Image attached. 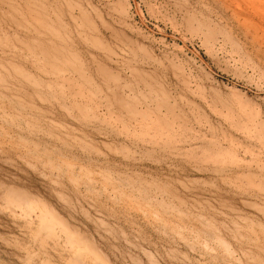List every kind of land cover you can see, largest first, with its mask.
Instances as JSON below:
<instances>
[{
  "label": "rangeland",
  "instance_id": "rangeland-1",
  "mask_svg": "<svg viewBox=\"0 0 264 264\" xmlns=\"http://www.w3.org/2000/svg\"><path fill=\"white\" fill-rule=\"evenodd\" d=\"M0 264H264V0H0Z\"/></svg>",
  "mask_w": 264,
  "mask_h": 264
}]
</instances>
